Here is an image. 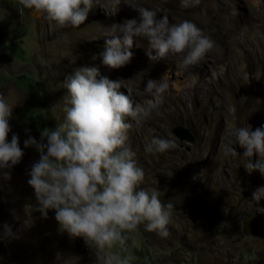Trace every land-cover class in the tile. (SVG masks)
Instances as JSON below:
<instances>
[{
  "label": "rangeland",
  "instance_id": "374dc122",
  "mask_svg": "<svg viewBox=\"0 0 264 264\" xmlns=\"http://www.w3.org/2000/svg\"><path fill=\"white\" fill-rule=\"evenodd\" d=\"M253 1H261L264 9V0H236V9L230 1L219 4L216 0H201L196 7L182 8L180 0H128L132 7L122 0L118 12L111 15V0H98L80 27L59 28L35 11L23 9L21 14L19 0H0V92L10 102L21 100L13 107L9 121L12 130L7 139L10 142L12 134H17L28 158L26 165L12 167L11 180H0V236L5 224L18 236L0 239V252L13 255L10 264L37 263L34 252L20 243L42 237H48L57 248L63 244L61 249H52L58 251L55 264H100L83 238H71L58 231L54 210L48 211L46 219L33 211L36 200L27 180L40 154L34 147L24 148L29 136L39 141L44 128L53 130L63 121L68 100L64 81L75 68L84 65H94L101 75L119 79L122 90H133L134 106L144 109L147 103L160 105L153 121L149 113L138 121H129L133 128L128 133V143L145 173L141 187L147 191L157 188L161 201L173 203L175 209L168 238L146 231L145 225L129 234V252L125 254L133 257L131 264H264V213L256 211L264 207V198L259 204L252 200V193L264 187V176L258 170L250 174L245 170L248 158L243 156L244 149L234 144L235 137L233 143L229 138L234 127L250 126L255 130L264 122V12L262 19L251 18L245 6L254 5ZM141 6L158 9L157 18L166 14L170 23H195L214 43L223 38L220 21H227L234 11L240 12L243 22L226 45L233 53L232 63L242 69L231 74L233 86L226 87L225 80L219 86L229 98L230 124L229 128L223 127L225 140L219 151H207L202 146L204 139L216 132L220 118L215 112L217 93L209 94L210 114L188 95L175 98L179 57L150 61L145 53L147 40L137 38L129 64L119 69L102 64L105 39L111 38L104 34L113 23L137 18L134 8ZM245 33L250 40L247 50L241 52L235 42ZM253 35L260 39L259 45L254 44V38L251 40ZM214 50L219 52L216 47ZM225 63L218 65L224 69ZM158 76L162 82L170 83L163 101L145 92L147 81ZM204 78L209 80L210 75ZM174 126L187 128L194 143L179 141L171 132ZM153 137L170 140L175 147L162 153L147 152L146 145ZM43 142H47L46 138ZM230 143L238 155L229 153ZM215 151L221 157L219 162L210 158ZM257 158L254 155L253 162Z\"/></svg>",
  "mask_w": 264,
  "mask_h": 264
},
{
  "label": "clouds",
  "instance_id": "9594fccd",
  "mask_svg": "<svg viewBox=\"0 0 264 264\" xmlns=\"http://www.w3.org/2000/svg\"><path fill=\"white\" fill-rule=\"evenodd\" d=\"M122 0H111L112 12H118ZM23 9L42 14L59 28H78L87 20L88 13L98 0H19ZM128 4V0H123ZM201 0H180L182 8L196 7ZM132 7L131 5H129ZM138 17L113 23L104 34L105 50L102 64L108 69H119L131 62L136 39L148 42L145 53L150 61L180 58L185 69L195 68L213 48L214 42L189 20L170 23L166 14L158 16V9L134 8ZM99 77V78H98ZM245 79L244 82H247ZM64 87L68 100L63 121L53 130L44 128L40 140L29 136L24 148L34 147L39 159L31 165L27 184L33 189L36 204L33 211L42 218L55 211L58 231L71 238H83L93 250L100 264H131L129 234L145 225L148 232L168 238V226L175 206L163 203L157 188L147 191L141 187L145 180L138 166L135 152L128 143L133 124L147 115L134 106L129 95L120 91V80L101 75L96 66L84 65L66 77ZM166 82L149 79L145 92L159 100L167 91ZM0 92V180H11V169L21 162L24 151L19 137L11 132L9 123L14 105ZM27 131V130H26ZM234 144L244 149L248 158L245 170H258L264 176V126L252 130L234 127ZM46 138V143L44 139ZM175 147L174 142L153 137L146 145L147 152H165ZM238 155L234 147L228 149ZM258 157L253 162V156ZM8 169V171H3ZM264 198V187L252 193L259 204ZM264 213V207H257ZM4 237L18 238L11 226L4 225ZM118 249V251H113Z\"/></svg>",
  "mask_w": 264,
  "mask_h": 264
},
{
  "label": "bare ground",
  "instance_id": "6f19581e",
  "mask_svg": "<svg viewBox=\"0 0 264 264\" xmlns=\"http://www.w3.org/2000/svg\"><path fill=\"white\" fill-rule=\"evenodd\" d=\"M229 1L232 3L233 9H236L235 7L236 0H216V3L224 4ZM260 2L253 1L254 5L245 6L251 18H257V19L263 18L262 14L264 12V9ZM242 22H243L242 17H240V12L238 11H234L232 14H230L227 18V21L225 20L220 21L221 31L223 34L222 40L218 43H214L213 48L206 54L204 59L195 68L185 69L181 66L180 61L178 62L179 69L176 73L178 83L175 84V87L178 89V93L175 95V98L180 99V98H184V95L185 96L188 95L191 98V100H193L194 103L197 102L199 106L203 108L207 114H210V112L212 111V107H211L212 102L210 100L209 94L214 92L217 93V101L215 103L217 104V106L215 112H217L220 115V118L216 123L217 124L216 132L215 133L212 132V136L208 139H204V141L202 142V146H204L207 151H211L213 149L219 151L221 145H223L225 140L223 127L224 126L225 128L230 127L228 120L229 98L227 97L226 94H224V92L219 88V86L223 84L222 82L223 80L226 81V87L233 86L235 82L231 77V74L235 71H240L242 69L241 65L237 64L236 66H234V64L231 61L233 53L231 49L226 45L227 42L229 41V38L237 31L240 23ZM253 38H254V44L259 45L260 39H258V37H256L255 35L252 36L251 40H253ZM249 40L250 37L248 36L247 33H245L242 37H238V39H236V42L235 41L233 42H235V46L239 51L245 52L247 50L246 44L249 42ZM215 47L219 52L217 53L215 52L214 50ZM219 62H226L224 64V69L218 65ZM169 66L170 65H168V67ZM205 74L210 75L209 80L204 78ZM214 75H216L215 78L213 77ZM154 80H156L158 84L162 82V79L159 76ZM122 89L123 88L121 87L120 91L124 92L126 95H129L131 99L135 97L136 93L133 90L131 89L122 90ZM160 100L163 101V97ZM159 108H160L159 103L156 104L147 103L144 106V109L147 111V113L151 115L150 118L151 121H153V118H155L156 109L159 110ZM251 114L252 111L246 115L247 121L250 120L249 118L251 117ZM223 117L225 119H223ZM229 138L233 143L234 136L230 134ZM232 143L227 144L228 147H231ZM218 151H215L214 153L215 155L212 154V156L210 157L215 159L216 162H219L221 159L220 155L216 153ZM27 162H28V158L24 154L20 163L26 165ZM191 175H195V177L199 176L198 173L196 174L193 173ZM20 246L31 249L34 252V257H35L34 259L37 261L38 264H55L56 259L58 258V251L52 252V249L55 248L58 250L63 248V244H60V246L57 248L55 244L51 243L48 237L47 238L42 237L41 239L34 240L32 242H22L20 243ZM12 256H13L12 254L8 255L6 253L0 252V264H10L11 261L13 260ZM33 262L37 264L35 261Z\"/></svg>",
  "mask_w": 264,
  "mask_h": 264
},
{
  "label": "water",
  "instance_id": "95a60500",
  "mask_svg": "<svg viewBox=\"0 0 264 264\" xmlns=\"http://www.w3.org/2000/svg\"><path fill=\"white\" fill-rule=\"evenodd\" d=\"M264 126V122L261 121L259 123V127H262ZM171 132L172 134L178 138L179 141H183V140H186L190 143H194V137L193 135L189 132V130L185 127H182V126H174L172 129H171Z\"/></svg>",
  "mask_w": 264,
  "mask_h": 264
}]
</instances>
